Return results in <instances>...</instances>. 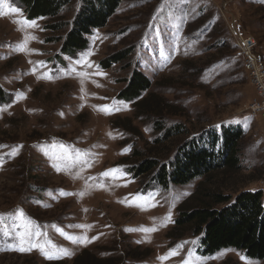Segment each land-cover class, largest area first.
<instances>
[{"label": "rangeland", "instance_id": "rangeland-1", "mask_svg": "<svg viewBox=\"0 0 264 264\" xmlns=\"http://www.w3.org/2000/svg\"><path fill=\"white\" fill-rule=\"evenodd\" d=\"M21 3H0V264H75L86 253L122 257L120 264H264L235 248L204 253L201 236L187 228L175 235L198 178L146 185L147 176L131 170L134 151L164 140L174 123L206 147L205 130L216 124L218 149L224 128L241 127V171L225 180L217 174L223 182L210 187L260 189L264 119L249 113L258 91L235 33L254 41L249 50L263 56L264 67V0H123L88 35L86 49L67 54L63 39L50 40L58 34L46 27L49 17L30 19ZM82 3L73 0L60 17L74 25ZM128 47L126 59L100 68ZM134 69L148 76L152 95L179 112H165V131L157 127L163 117L136 116L134 101L118 98ZM178 142L165 140L170 158Z\"/></svg>", "mask_w": 264, "mask_h": 264}, {"label": "trees", "instance_id": "trees-1", "mask_svg": "<svg viewBox=\"0 0 264 264\" xmlns=\"http://www.w3.org/2000/svg\"><path fill=\"white\" fill-rule=\"evenodd\" d=\"M18 1L25 4L21 3L20 5L25 7L28 18L49 17L51 24L46 27L52 34H58L50 40L60 41L63 39L61 52L67 54L86 49L89 45L88 35L93 33L95 28L104 27L108 19L117 12L123 0H83L82 4L84 5L78 11L77 15L80 16L75 18L74 25L73 21L70 22L65 17H60L73 0ZM84 19L87 23L80 27V20ZM68 25H71V29H67L70 31L66 36H63ZM131 51L132 47H128L117 55L107 56L99 63L100 68L109 69L112 65L115 66L122 59H126ZM259 56L263 60V56ZM147 77L141 71L134 69L127 87L118 94V98L133 100L137 108L136 116L150 114L155 118L163 117V120L157 122V127L165 131V112L171 111L170 114L175 115L179 112L173 111L176 108L171 103L161 100L159 96L149 92L151 82ZM1 87L0 85V103L6 98V92ZM145 91L147 94L143 96L142 93ZM117 125L137 132L131 125L119 123ZM215 126L216 124L205 130L207 141L210 143V146L206 147L204 143L201 144L198 135L194 134L188 138V129L182 123L180 125L172 124L173 130L164 140L154 141L152 148L147 149L144 153L134 151L131 156L134 159L131 170L136 176H147L146 185L155 180L162 186L168 187L171 183L185 184L198 178L200 181L196 196L193 197L194 203L192 206L181 209L175 226V235L185 234L188 230L190 233L200 235L203 252L207 254L225 248H235L244 251L248 257L264 261L263 190L248 189L243 186L232 194L222 186L210 187L212 182H223V180L215 178L217 174L222 175L225 180L228 176L237 175L242 169L239 157L241 140L244 135L242 128H224V144L222 148L218 149L217 143L220 137ZM171 138H176L179 142L174 156L170 158L173 146L168 149L165 140ZM173 143L172 141L171 144ZM263 177L262 175L257 178L262 179ZM256 179L254 178V180ZM183 228L188 230L180 231ZM77 259L75 264H120L122 261V257L102 259L89 253L81 255ZM46 264L67 263L54 261V263Z\"/></svg>", "mask_w": 264, "mask_h": 264}, {"label": "built area", "instance_id": "built-area-1", "mask_svg": "<svg viewBox=\"0 0 264 264\" xmlns=\"http://www.w3.org/2000/svg\"><path fill=\"white\" fill-rule=\"evenodd\" d=\"M235 35L240 36V39L237 40V42L240 41L237 43V46L242 51L239 55L243 63V68L245 72L250 71L254 76L253 82L258 91V97L252 102L249 113L264 119V67L258 63L263 60L259 55L255 54L256 56H254L249 50L251 48L248 47V42L254 43L251 38L245 39L242 34L237 33ZM260 189L264 190V182L260 185Z\"/></svg>", "mask_w": 264, "mask_h": 264}, {"label": "snow or ice", "instance_id": "snow-or-ice-1", "mask_svg": "<svg viewBox=\"0 0 264 264\" xmlns=\"http://www.w3.org/2000/svg\"><path fill=\"white\" fill-rule=\"evenodd\" d=\"M3 2H5V0H0V3H3ZM12 11H19L18 9H12ZM22 23H25V24H31V25H34L35 24V22L34 21H22ZM42 63V62H41ZM100 107H102V110H107V111H111V110H113L112 108H111V106H100ZM118 110V109H117ZM114 170H109V173H106V174H111L112 172H113ZM21 215L23 216V212H22V210H21ZM150 231H154L155 229H149ZM40 245H32V247H39ZM21 251H25V250H31V248H28V249H25V248H21L20 249ZM171 254H176L175 252H173V253H171ZM165 258H167V257H165Z\"/></svg>", "mask_w": 264, "mask_h": 264}]
</instances>
